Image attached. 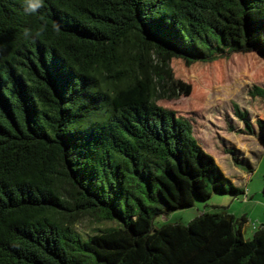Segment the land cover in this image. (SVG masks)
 <instances>
[{"label":"trees","instance_id":"obj_1","mask_svg":"<svg viewBox=\"0 0 264 264\" xmlns=\"http://www.w3.org/2000/svg\"><path fill=\"white\" fill-rule=\"evenodd\" d=\"M27 3L0 0V264H264L245 217L153 225L244 194L160 102L198 101L185 80L232 55L264 76V0ZM248 95L264 116V83Z\"/></svg>","mask_w":264,"mask_h":264},{"label":"rangeland","instance_id":"obj_2","mask_svg":"<svg viewBox=\"0 0 264 264\" xmlns=\"http://www.w3.org/2000/svg\"><path fill=\"white\" fill-rule=\"evenodd\" d=\"M185 83L196 85L200 93L198 101L181 97L170 103H160L196 122L193 133L199 147L215 159L226 177L237 188L243 189L244 194L213 195L207 201H198L194 207L156 217L153 225L185 224L203 212L222 210L235 216L236 220L245 217L242 235L251 239L264 225V144L260 139L262 131L256 124L257 120H264V116H255L248 93L254 85L264 83V76H259L253 65L238 54L208 66L199 79L190 76ZM235 109L247 112L251 133L239 121ZM88 226L84 219L76 229L89 232Z\"/></svg>","mask_w":264,"mask_h":264},{"label":"clouds","instance_id":"obj_3","mask_svg":"<svg viewBox=\"0 0 264 264\" xmlns=\"http://www.w3.org/2000/svg\"><path fill=\"white\" fill-rule=\"evenodd\" d=\"M40 6V0H28L26 11L35 12Z\"/></svg>","mask_w":264,"mask_h":264}]
</instances>
